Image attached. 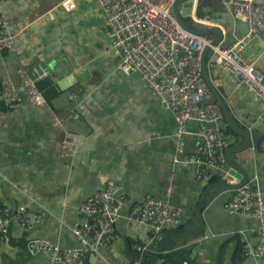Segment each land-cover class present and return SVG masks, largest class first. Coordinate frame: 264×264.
I'll return each mask as SVG.
<instances>
[{"label":"crops","instance_id":"0c3cea01","mask_svg":"<svg viewBox=\"0 0 264 264\" xmlns=\"http://www.w3.org/2000/svg\"><path fill=\"white\" fill-rule=\"evenodd\" d=\"M229 1L209 0L206 5L212 7L215 18L226 21V26L234 23L239 33L242 22L231 16ZM78 12L87 14L90 22L100 23L103 30L104 16L96 0H76L72 11L60 7L59 0L0 1V16L14 35L12 46L0 50V101L7 107L0 109V173L5 178L1 200L10 209L27 206L41 214L29 230L11 223L8 239L0 246V264H52L39 247L31 251L32 240L47 239L62 248L77 247L71 228L82 220L79 205L113 183L121 184L127 196L115 223L116 237L97 254H91L95 259L89 260V255L84 264H132L137 259L141 264V257L150 253H139L138 246L152 243L154 238L158 251L166 232L197 225V201L208 182L196 179L195 165L173 161L172 113L154 98L138 73L124 75L117 69L118 57L107 37V41L85 37L81 31L83 28L85 32V21L74 20ZM86 41L91 42L92 55L75 50ZM242 52L264 77V34L251 39ZM106 54L111 68L102 70L94 63ZM208 64L211 79L234 121L263 142V105L258 96L236 86L226 67L212 65L209 60ZM39 65L49 71L44 78L55 83L70 75L76 76L75 81L59 89L51 101L42 94L44 102L35 103L30 90L32 86L37 89L33 68ZM66 89H70V101L61 102V92ZM7 92L20 99L11 101ZM221 126L225 127L224 121ZM196 127L194 121L187 123L185 154L196 151ZM253 150L250 179L255 180L264 198V142L261 149ZM219 171L209 182L221 179ZM167 186H173L170 201L181 208L182 225L167 226L153 237L149 227L131 221L128 213L133 203L146 195L163 198ZM231 195L232 191L220 187L207 194L203 217L211 236L209 260L203 263L200 256L196 260L215 263L219 244L239 233L243 246L236 263L264 264V258L245 252V246L257 243V236L249 231L257 221L228 213L224 205ZM234 243L225 246L223 264H231Z\"/></svg>","mask_w":264,"mask_h":264},{"label":"built area","instance_id":"2783aa9c","mask_svg":"<svg viewBox=\"0 0 264 264\" xmlns=\"http://www.w3.org/2000/svg\"><path fill=\"white\" fill-rule=\"evenodd\" d=\"M75 1L59 0V6L72 11ZM96 1L104 16L103 30L109 46L118 57L117 69L124 75L140 74L154 98L174 117L173 161L195 165L196 179L209 182L226 163L229 134L221 126L224 116L219 105L207 102L212 93L202 76L200 55L204 47L209 46L216 54V63L230 71L231 81L258 96L263 105L260 121L264 125V77L255 63L245 60L242 54L251 39L264 34V4L255 0L229 1L233 19L247 23L248 29L240 38L223 47V39L211 44V34H195L181 27L171 9L174 0ZM191 17L212 24L194 15ZM13 39L14 35L0 16V50L11 47ZM33 73L34 80H39L47 77L49 71L39 65L33 68ZM30 93L33 102H44L42 93L34 86ZM7 97L11 101L20 99L12 92H7ZM189 121L197 123L193 135L198 145L194 153L185 154L184 137L188 133ZM4 180L0 173V246L8 239L11 223L29 230L41 218L39 212L27 206L10 209L2 203ZM172 193L173 186H167L163 198L146 195L133 203L128 218L149 227L153 237L167 226L179 225L183 214L181 208L170 201ZM126 201L121 184H108L79 205L82 220L71 228L78 241L77 247L62 248L47 239H38L30 241L29 248L38 241L41 253L50 263L84 264L89 255L97 254L116 237L115 223ZM224 208L230 214L257 221L249 229L257 236V243L254 247L245 246V252L254 258H264V198L255 180L249 179L232 190ZM137 250L141 254L158 252L154 238L152 243L138 246ZM132 264H140V261L134 260Z\"/></svg>","mask_w":264,"mask_h":264},{"label":"water","instance_id":"95a60500","mask_svg":"<svg viewBox=\"0 0 264 264\" xmlns=\"http://www.w3.org/2000/svg\"><path fill=\"white\" fill-rule=\"evenodd\" d=\"M206 2H209V0H174L171 9L178 23L184 29L195 34H211V44H217L223 39L222 46L227 47L236 38H240L246 33L248 29L247 23L240 21V23L242 22V29L239 33L236 32L234 23L226 26V21L223 18H215L212 7L206 5ZM255 2L264 4L263 0H255ZM191 15H194L197 19L210 21L220 27L192 19ZM208 60L212 65L217 64L216 54L212 52L209 46H206L200 55V65L203 79L212 93L207 102L219 105L224 116L225 126L231 130V134H234L237 139L232 143L229 141V145L225 150L226 163L219 171L221 179L208 182L199 196L196 205L197 225L166 232L160 241L158 252L154 253L156 258L152 264H197L196 259L199 256L204 262L208 263V250L211 243L209 238L211 236L210 232L206 231V223L203 217L206 196L216 187L232 191L245 184L251 177V163L254 162L253 148L261 149L264 142V140L261 142V139L257 138L258 135L256 133L234 121L227 104L211 79ZM75 78V75H70L56 83V85L60 90L65 89L75 81ZM231 241H235V243L230 254V261L231 264H237L236 258L240 255V250L243 246L239 233L226 237L219 244L215 252V264H223L222 252ZM38 247L39 242L35 241L34 246L30 249L34 253ZM93 258L95 259V256L90 255L89 260Z\"/></svg>","mask_w":264,"mask_h":264},{"label":"rangeland","instance_id":"374dc122","mask_svg":"<svg viewBox=\"0 0 264 264\" xmlns=\"http://www.w3.org/2000/svg\"><path fill=\"white\" fill-rule=\"evenodd\" d=\"M76 19H81L82 21H85V32L83 31V28L81 29V31L85 34V37H87V35H90L95 38H99L104 41H107L106 36L103 30L101 29L100 23L90 22L88 15L83 12L76 13L74 16V20ZM86 42L87 43L83 45H77L75 47V50L76 51L82 50L83 53L87 55H92V53H94V50L92 49L91 42H88V41ZM103 58H104L103 60L96 61L94 64H97V66H99L102 70L111 68L109 55L108 54L103 55ZM61 93H62V95L60 96V99H62L61 102H69L70 101V98H69L70 89H66L65 91H62ZM236 139L237 137L234 134H231L229 136L230 143H232L233 141H236ZM212 264H215V263L212 262Z\"/></svg>","mask_w":264,"mask_h":264},{"label":"trees","instance_id":"16d2710c","mask_svg":"<svg viewBox=\"0 0 264 264\" xmlns=\"http://www.w3.org/2000/svg\"><path fill=\"white\" fill-rule=\"evenodd\" d=\"M37 89L42 92L46 100L51 101V99L55 98L59 94V88L57 87L56 83L52 81L51 78H42L36 82ZM0 109L6 110L7 107L4 106V103L0 101ZM225 132L227 134H231V130L228 127H224ZM216 178L213 176L210 180H214ZM182 225V223H180ZM156 254H144L141 258V264H152L155 260Z\"/></svg>","mask_w":264,"mask_h":264},{"label":"flooded vegetation","instance_id":"af4514ba","mask_svg":"<svg viewBox=\"0 0 264 264\" xmlns=\"http://www.w3.org/2000/svg\"><path fill=\"white\" fill-rule=\"evenodd\" d=\"M196 261H197V264H198V263L201 264V263H200L201 261H200V262H199L198 260H196ZM202 262L205 263L204 261H202Z\"/></svg>","mask_w":264,"mask_h":264}]
</instances>
